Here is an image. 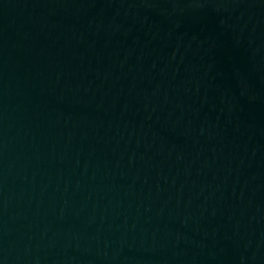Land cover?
<instances>
[{"label": "water", "instance_id": "water-1", "mask_svg": "<svg viewBox=\"0 0 264 264\" xmlns=\"http://www.w3.org/2000/svg\"><path fill=\"white\" fill-rule=\"evenodd\" d=\"M0 264H264V0H0Z\"/></svg>", "mask_w": 264, "mask_h": 264}]
</instances>
